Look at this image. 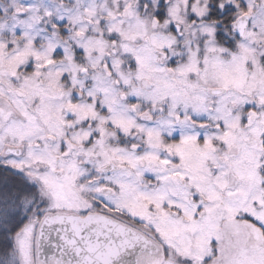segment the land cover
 <instances>
[{"label": "snow or ice", "instance_id": "snow-or-ice-1", "mask_svg": "<svg viewBox=\"0 0 264 264\" xmlns=\"http://www.w3.org/2000/svg\"><path fill=\"white\" fill-rule=\"evenodd\" d=\"M0 264H264V0H0Z\"/></svg>", "mask_w": 264, "mask_h": 264}]
</instances>
